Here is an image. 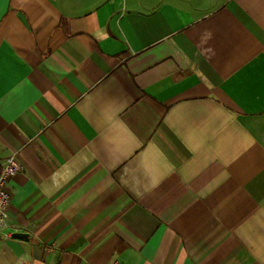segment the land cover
I'll return each instance as SVG.
<instances>
[{
  "label": "crops",
  "instance_id": "obj_1",
  "mask_svg": "<svg viewBox=\"0 0 264 264\" xmlns=\"http://www.w3.org/2000/svg\"><path fill=\"white\" fill-rule=\"evenodd\" d=\"M11 154L0 264H264V0H0Z\"/></svg>",
  "mask_w": 264,
  "mask_h": 264
},
{
  "label": "built area",
  "instance_id": "obj_2",
  "mask_svg": "<svg viewBox=\"0 0 264 264\" xmlns=\"http://www.w3.org/2000/svg\"><path fill=\"white\" fill-rule=\"evenodd\" d=\"M20 169L21 167L15 154H11L4 161L0 162V239L11 236V233L8 231V216L11 202L8 184Z\"/></svg>",
  "mask_w": 264,
  "mask_h": 264
},
{
  "label": "water",
  "instance_id": "obj_3",
  "mask_svg": "<svg viewBox=\"0 0 264 264\" xmlns=\"http://www.w3.org/2000/svg\"><path fill=\"white\" fill-rule=\"evenodd\" d=\"M13 236L14 237H23L24 234H22V233H14Z\"/></svg>",
  "mask_w": 264,
  "mask_h": 264
}]
</instances>
